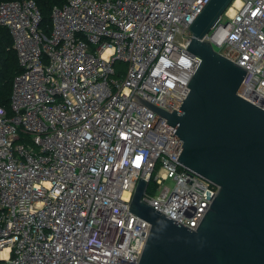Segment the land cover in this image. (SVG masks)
Instances as JSON below:
<instances>
[{
  "label": "built area",
  "instance_id": "built-area-1",
  "mask_svg": "<svg viewBox=\"0 0 264 264\" xmlns=\"http://www.w3.org/2000/svg\"><path fill=\"white\" fill-rule=\"evenodd\" d=\"M205 1L65 0L49 33L35 0L0 1L19 64L11 114L0 105V264H137L139 177L142 201L196 227L217 186L177 160L172 125L134 95L179 110L197 63L187 25ZM205 35L264 108V0H231Z\"/></svg>",
  "mask_w": 264,
  "mask_h": 264
},
{
  "label": "water",
  "instance_id": "water-1",
  "mask_svg": "<svg viewBox=\"0 0 264 264\" xmlns=\"http://www.w3.org/2000/svg\"><path fill=\"white\" fill-rule=\"evenodd\" d=\"M230 1L206 0L187 25L185 49L197 63L179 110L134 95L172 125L181 141L177 160L217 186L190 228L142 201L147 180L139 177L128 209L149 230L137 264H264V108L237 93L246 68L205 35Z\"/></svg>",
  "mask_w": 264,
  "mask_h": 264
},
{
  "label": "trees",
  "instance_id": "trees-1",
  "mask_svg": "<svg viewBox=\"0 0 264 264\" xmlns=\"http://www.w3.org/2000/svg\"><path fill=\"white\" fill-rule=\"evenodd\" d=\"M64 1L65 0H35L42 17L40 27L45 33H49L51 29L52 7L54 5H61ZM11 43L12 38L8 28L0 25V105L5 108L7 114H11L12 112L10 108L12 79L15 73L19 71L17 55L15 50L11 47ZM147 189L149 190L148 187Z\"/></svg>",
  "mask_w": 264,
  "mask_h": 264
},
{
  "label": "rangeland",
  "instance_id": "rangeland-1",
  "mask_svg": "<svg viewBox=\"0 0 264 264\" xmlns=\"http://www.w3.org/2000/svg\"><path fill=\"white\" fill-rule=\"evenodd\" d=\"M115 68H120V69H125V67H126V63H124L123 61H120V60H117L116 62H115ZM168 184H170V179L169 180H167L166 181ZM151 185V186H150ZM150 186V187H149ZM154 186V183L152 182V181H150V183H149V185H148V188H149V190L148 191H151L152 190V187Z\"/></svg>",
  "mask_w": 264,
  "mask_h": 264
}]
</instances>
